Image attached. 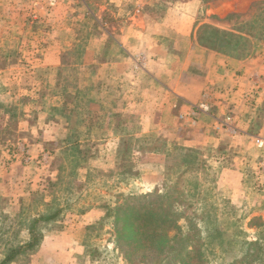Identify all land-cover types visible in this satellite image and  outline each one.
Masks as SVG:
<instances>
[{
  "label": "rangeland",
  "instance_id": "1",
  "mask_svg": "<svg viewBox=\"0 0 264 264\" xmlns=\"http://www.w3.org/2000/svg\"><path fill=\"white\" fill-rule=\"evenodd\" d=\"M120 1L0 0V260L30 240L33 220L59 213L37 223L38 246L11 264H264V139L186 149L173 131L143 134L141 109L102 105L117 83L109 69L99 81L80 62L100 33L82 4L95 15L106 8L108 22ZM216 1L162 0L198 3L188 25L195 44L239 60L264 56V4L228 14L232 4L219 3L218 16ZM224 113L220 129L235 133L239 114ZM126 205L169 216L163 226L137 223L167 233L168 249L119 235Z\"/></svg>",
  "mask_w": 264,
  "mask_h": 264
},
{
  "label": "crops",
  "instance_id": "2",
  "mask_svg": "<svg viewBox=\"0 0 264 264\" xmlns=\"http://www.w3.org/2000/svg\"><path fill=\"white\" fill-rule=\"evenodd\" d=\"M152 1L130 6L122 0L107 10L113 15L108 22L103 19L106 8L95 15L82 4L100 33L91 38L94 50H83L80 62L83 67L94 66L99 81L102 70L109 69L117 83L111 90L116 97L102 105L117 106L120 101L128 112L129 108L141 109L143 134L157 130L167 138V133L175 132L177 142L186 149L210 141L228 148L230 138L238 144L264 139V56L239 60L195 44L188 25L190 20L197 23L199 13L191 7L198 3ZM246 1L218 0L210 4L211 14L221 16L218 5L224 2L232 4L228 14H246L253 5L264 4V0H252L245 8ZM202 25L205 23L199 27ZM96 88L100 92L108 89L103 85ZM93 101L101 104V100ZM228 108L239 114L238 119L232 118L235 133L220 129V123L229 118L224 115ZM121 130L120 139L128 138L129 130ZM181 130L192 137L177 135Z\"/></svg>",
  "mask_w": 264,
  "mask_h": 264
},
{
  "label": "trees",
  "instance_id": "3",
  "mask_svg": "<svg viewBox=\"0 0 264 264\" xmlns=\"http://www.w3.org/2000/svg\"><path fill=\"white\" fill-rule=\"evenodd\" d=\"M224 39L221 40L220 44H223ZM117 223L119 225L118 232L120 236L126 239L128 242H137V245H142L143 239H147V241H151L153 243V247L156 251H163L164 249H168V244L171 241L170 236L167 233H163V230L150 229L147 234L141 231V227L137 224L142 217H146V221L148 224H152L151 218H158V223L160 226H163L169 222L171 219L168 215L159 214L155 215L152 211L145 208H136L129 205L120 206L117 209ZM122 214V215H121ZM59 213H56L51 216H40L39 219L33 220L29 227L30 240L26 244L19 245L15 248H10L5 257L0 260V264H11L16 261L19 257L26 254L28 251H33L39 244V234L36 232V225L40 221L50 222L55 220L58 217ZM121 215V216H120ZM132 220L134 222H132ZM156 222V221H155ZM157 223V222H156ZM141 236V237H140ZM184 252H187L185 250ZM188 254V252H187ZM188 256V255H187ZM190 258V256H188ZM186 264H189L185 262Z\"/></svg>",
  "mask_w": 264,
  "mask_h": 264
}]
</instances>
